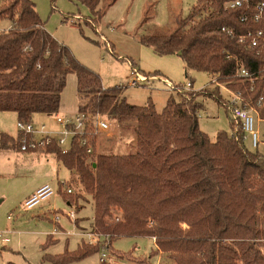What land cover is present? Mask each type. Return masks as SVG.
Listing matches in <instances>:
<instances>
[{
  "label": "trees",
  "instance_id": "obj_1",
  "mask_svg": "<svg viewBox=\"0 0 264 264\" xmlns=\"http://www.w3.org/2000/svg\"><path fill=\"white\" fill-rule=\"evenodd\" d=\"M69 1L89 9L87 25L100 24L103 0ZM116 1L106 0L103 8ZM232 1L198 0L173 32L141 35L139 43L158 56H178L186 74L217 77L240 95L242 108L257 111L264 120V55L238 43L239 35L264 30L262 21L251 19L253 8L264 0H244L248 8L226 9ZM243 14L246 22L240 21ZM2 19L12 25L0 32V112L15 113L24 123L36 114L57 115L67 78L75 75L82 130L71 137L66 152L52 144L44 153L69 171L92 203L91 227L106 237L107 250L119 238L147 237L154 239L155 254L165 259L159 264H264V153L244 146L239 125L218 93H177L178 100L170 96L159 113L150 99L145 106L131 105L118 97L122 87L104 89L100 77L45 30L30 0H4ZM236 62L259 79L253 85L240 82ZM199 95L225 108L236 136L220 131L210 140L199 129ZM97 114L115 123L111 146L129 137L132 153L95 155ZM0 146L5 150L17 144L1 134ZM51 239L45 246L56 242ZM102 245L83 243L76 251L44 260L76 262Z\"/></svg>",
  "mask_w": 264,
  "mask_h": 264
},
{
  "label": "rangeland",
  "instance_id": "obj_2",
  "mask_svg": "<svg viewBox=\"0 0 264 264\" xmlns=\"http://www.w3.org/2000/svg\"><path fill=\"white\" fill-rule=\"evenodd\" d=\"M4 0H0V6ZM36 8L39 17L44 22L45 30L55 40L66 46L75 59L100 77L104 89L122 87L118 95L127 103L135 106H145L148 99L153 103L159 113L164 108L167 99L172 96L178 100V94L171 91L163 79H167L174 86H183L192 82V88L186 93L216 92L222 102H226L232 91L217 77L203 72L184 70L181 59L176 55L158 56L153 50L139 43L141 35L154 32L171 33L177 26V21L186 18L198 0H117L112 6L106 7L103 0L99 8L103 10L100 24L91 27L85 23V18H90L89 9L77 2L69 0H30ZM12 23L7 19L0 20V32L7 30ZM112 53L108 51L107 44ZM131 65L148 79L138 86H130L132 79ZM213 81L225 87L216 86ZM228 90V91H227ZM201 91V92H200ZM202 108L198 113L199 129L210 140H214L220 131L230 133V117L225 108L208 96H197ZM75 75L70 74L66 86L61 93L60 107L62 113L57 117L75 121L78 106ZM68 108V110H67ZM6 133L17 138V119L13 114H3ZM32 123L36 127L44 125L46 130L54 133L55 138H60L65 130L55 121V115L38 114ZM109 125L107 132H97L95 155L99 153L115 154L132 153L133 140L117 138L111 146L110 139L116 136V126L113 121L102 117ZM254 130L257 131L261 143L258 151L264 153V120L254 115ZM63 148H68L71 136H64ZM248 150L252 149L249 138L244 141ZM13 156L12 162L7 164L0 161V232L2 237L8 238L7 243L0 239V264H52L44 260L45 256H58L65 251L73 252L87 240L78 235L79 230L74 222L61 218L59 225L64 231L63 235L51 236L55 230L54 211L67 212L69 207L66 200L71 201V208L76 217L84 222L92 220L93 205L83 196V190L70 177L62 165L44 150L37 152L7 151ZM15 173V175H13ZM50 177L48 185L56 191L59 183H65L64 188H71L73 193L66 194L60 190V195L41 202L30 211L21 209L24 196L27 192ZM87 197V196H86ZM65 201V202H64ZM79 211V212H78ZM11 214V220L7 216ZM91 223V222H89ZM90 226V224L88 225ZM88 228V227H87ZM89 227L87 230H90ZM51 237L54 244L46 245ZM101 238L96 244L104 246L108 241ZM45 246V247H44ZM102 248V249H103ZM102 249L76 262L68 264H159L165 259L155 254V247L151 238H119L112 242L109 250L105 248L104 262H100Z\"/></svg>",
  "mask_w": 264,
  "mask_h": 264
},
{
  "label": "built area",
  "instance_id": "obj_3",
  "mask_svg": "<svg viewBox=\"0 0 264 264\" xmlns=\"http://www.w3.org/2000/svg\"><path fill=\"white\" fill-rule=\"evenodd\" d=\"M246 5L244 0H236L229 2L225 5L226 9H236ZM248 8V5H246ZM251 19L255 22L262 21L264 23V3L256 5L252 10ZM248 20L247 14H243L240 18L241 22H246ZM230 32V31H228ZM104 42H106V46L108 51L112 53L111 47L107 41L102 38ZM238 43L242 44L245 49L253 51L257 56L264 55V30H259L256 32H246L242 35L238 36ZM131 76L132 79L129 82L130 86H138L140 83L148 81V79H153L154 77H145L139 73V71L131 65ZM235 76L240 80V82H248L250 85H253L256 79L259 77H255L253 74H250L241 66H239L236 62V70ZM163 82L166 86L173 92L176 93H184L186 91H190L192 88V83L189 81L183 86H174L172 85L167 79H163ZM213 83L223 89L218 81H213ZM228 91V90H227ZM231 97L226 100V106L229 111L230 117L234 120V122L239 125V129L243 134L242 141L244 143L245 140L249 138L250 145L252 149H258L259 144L261 143L259 135L256 130H254V115L259 119L257 111L253 109H244L241 107L243 104L242 98L238 93L233 91H228ZM189 100V97H187ZM82 119L83 115L77 113L75 115V121L71 119L55 117V121L58 125L63 127L65 130L61 133L60 138H55L54 133L51 131L46 130L44 125L40 127H36L32 122L31 123H24L22 121H18L16 126L18 129V139H17V147L20 152H37L39 150H45L47 146L55 144L62 149L63 152H66L68 148H63L62 146L65 143L64 136L70 135L71 137L76 134L80 133L82 130ZM68 125H72L74 127L73 130L67 128ZM94 129L97 132H107L109 130L108 123L103 120L100 115H96L94 121ZM230 135H237L235 131H231ZM84 144V142H83ZM88 153H92V150L89 148L87 150ZM58 190L56 191L50 185L46 184L39 187L33 194L28 196L23 203L21 204V209L24 211H30L37 207L41 202L51 198L52 196L59 195L60 190H64L66 194H72L73 191L71 188H64L65 183H59ZM66 218L71 222H74L76 219V213L72 208H69L67 212L64 213H56L54 214V223L58 224L61 218ZM8 220H11V214L7 216ZM64 231H61L59 228H55L52 232L51 236L56 235H63ZM3 232H0V239L3 243H7L9 240L8 238L2 237ZM78 235L82 237L84 240L88 241V244H96L100 241L101 238H105L102 234L95 231L92 227L90 230L85 232H79ZM154 241V239L152 238ZM102 255L100 258V262L103 263L105 257V248L102 249Z\"/></svg>",
  "mask_w": 264,
  "mask_h": 264
},
{
  "label": "crops",
  "instance_id": "obj_4",
  "mask_svg": "<svg viewBox=\"0 0 264 264\" xmlns=\"http://www.w3.org/2000/svg\"><path fill=\"white\" fill-rule=\"evenodd\" d=\"M11 27V26H10ZM9 27V28H10ZM8 28V29H9ZM7 29V30H8ZM6 31V30H5ZM59 42V41H58ZM60 43V42H59ZM77 97H78V95H77ZM78 102H79V99H78ZM78 104V103H77ZM62 109H65V107H62ZM61 107H60V109H59V112L60 113H62L63 114V112H61ZM67 110H68V108H67ZM58 112V113H59ZM13 114L14 116H15V118L17 119V115L15 114V113H11V112H0V136H1V134H4V135H7L12 141H15V143L17 144V139H18V134H17V138H13L12 136H10L9 134H7L6 133V129H5V127H4V115L3 114ZM78 112L76 111V114H77ZM37 116H39L38 114H36V115H34L33 116V119H35ZM63 116H65L64 114H63ZM54 117H57V115H55ZM32 119V120H33ZM67 119V118H66ZM17 122H18V120H17ZM50 131V130H49ZM13 151L14 153H16L17 154V152L19 151L18 150V147H16V148H11V149H1V146H0V161H2V162H4V163H7V164H9V163H11L12 162V165H9L10 167H12L13 166V164L15 163V162H13L12 160H13V156L10 154V153H8L7 151ZM24 153H28V152H24ZM44 154H46V153H44ZM13 175H15V173L13 174ZM50 180V177H46L43 181H41L40 183H38L35 187H33V188H31L28 192H27V194H25V196H24V200L28 197V196H30L31 194H33L39 187H41V186H43V185H46V184H48V181ZM59 195H60V193H59ZM65 202V201H64ZM66 203V205L69 207V208H71V204L70 205H68V202L66 201L65 202ZM79 212V211H78ZM54 214H56V213H64V212H62V211H59V210H55L54 212H53ZM77 218V220H80V221H78V223H77V225H76V227H77V229L79 230V232H85L86 231V229H88L89 227L91 228V226H92V220L91 221H89V222H91V223H89L88 222V224L86 225V223L87 222H84L83 221V219H79L78 217H76ZM68 220V219H67ZM90 224V226H88ZM55 228H59L61 231H63L62 230V228H61V226L59 225V223L58 224H55ZM88 227V228H87ZM88 231V230H87ZM83 239V238H82ZM153 244H154V241H153ZM154 247H155V244H154Z\"/></svg>",
  "mask_w": 264,
  "mask_h": 264
},
{
  "label": "water",
  "instance_id": "obj_5",
  "mask_svg": "<svg viewBox=\"0 0 264 264\" xmlns=\"http://www.w3.org/2000/svg\"><path fill=\"white\" fill-rule=\"evenodd\" d=\"M1 202V201H0Z\"/></svg>",
  "mask_w": 264,
  "mask_h": 264
}]
</instances>
